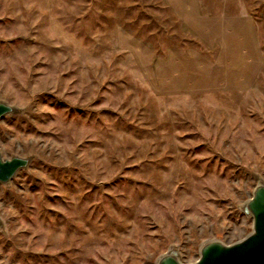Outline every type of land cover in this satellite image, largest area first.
Masks as SVG:
<instances>
[{"label":"rangeland","instance_id":"rangeland-1","mask_svg":"<svg viewBox=\"0 0 264 264\" xmlns=\"http://www.w3.org/2000/svg\"><path fill=\"white\" fill-rule=\"evenodd\" d=\"M0 264H189L251 230L264 0H0Z\"/></svg>","mask_w":264,"mask_h":264},{"label":"water","instance_id":"water-1","mask_svg":"<svg viewBox=\"0 0 264 264\" xmlns=\"http://www.w3.org/2000/svg\"><path fill=\"white\" fill-rule=\"evenodd\" d=\"M20 110L0 101V121L15 116ZM32 156L4 158L0 153V184L8 185L32 163ZM242 213L251 219V230L242 239L225 244L219 240L204 243L198 250L197 259L189 264H264V180L260 179L251 196L241 207ZM3 221L0 217V230ZM156 264H186L180 260L177 247H171Z\"/></svg>","mask_w":264,"mask_h":264}]
</instances>
